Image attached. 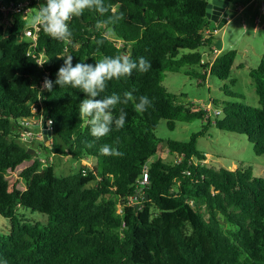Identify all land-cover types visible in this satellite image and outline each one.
Listing matches in <instances>:
<instances>
[{"label":"trees","instance_id":"1","mask_svg":"<svg viewBox=\"0 0 264 264\" xmlns=\"http://www.w3.org/2000/svg\"><path fill=\"white\" fill-rule=\"evenodd\" d=\"M208 1L103 0L105 12L85 10L70 21L68 40H55L40 27L33 50L19 41L26 20L15 15L5 27L0 8V216L10 224L0 233V259L7 264H264V179L248 168L206 163V154L197 149L206 129L187 141L165 143L177 161L158 156L160 120L170 130L176 123L204 120L220 131L245 135L254 153L264 155V55L249 72L256 107L213 101L220 115L212 119L206 109L181 103L163 86L167 72L186 66L204 69L202 81L209 74L235 85V50L201 63L203 53L213 51L214 35H205L211 24ZM41 52L45 62L39 66ZM116 55L143 57L151 67L108 82L98 98L119 94L127 102L118 103L113 115L123 109L127 119L103 138L93 137L79 116L84 98L79 89L54 85L51 92H38L46 75L55 81L68 56L75 65ZM224 88L227 97L242 99ZM143 95L151 105L139 112L135 105ZM34 116L52 121L46 150L91 166L60 177L53 166L33 159L27 153L32 147L18 141L17 122ZM105 144L122 155L103 154ZM144 168L148 183L141 187ZM19 209L46 222L32 224Z\"/></svg>","mask_w":264,"mask_h":264},{"label":"rangeland","instance_id":"2","mask_svg":"<svg viewBox=\"0 0 264 264\" xmlns=\"http://www.w3.org/2000/svg\"><path fill=\"white\" fill-rule=\"evenodd\" d=\"M258 14L259 12H254V15L250 17L245 31L242 30L244 28L242 26L243 23L238 22V20L233 24L230 23L225 28L211 29L215 32L216 45H219L217 41L221 38L218 35L219 32L221 31L223 34L222 38L226 46L222 52L236 51L235 64L231 71V78L236 79L234 86L230 84L229 80L220 81L209 74L206 76V80L202 81L200 77L205 73L204 69L201 70L196 66L191 68L186 66L177 73L167 72L163 81L164 88L169 93L175 94L181 103H192L195 106L203 107L208 111L212 119L215 109L210 102L213 101L219 105L222 101H232L240 102L247 106H258V99L249 76L250 70L259 64L264 55V14L259 15L260 29L254 31L255 19ZM31 21L30 17L26 20L27 24H31ZM189 72L194 74H188ZM225 86L228 91L242 96V99L227 97L224 93ZM203 130V136L197 139V149L206 154V163L215 168L226 167L230 170L248 168L253 172L254 176L264 179V155L258 156L254 153L253 145L247 140L245 135L220 131L214 126H207L204 120H196L191 123H176L172 130L168 129L166 120H160L155 134L162 140L163 146L158 156L169 163L177 161L179 159L177 156L168 154L165 143L168 140L187 141L193 133ZM50 145L51 139L47 141L36 139L32 144H25L24 146L32 147L35 150L33 159L38 158L42 166H53L55 174L60 177L76 173L83 165L91 166L92 162L88 160L77 163L69 158L54 155L49 150ZM44 147L49 149L46 150ZM156 158L155 156L153 160ZM29 164L22 165L15 173H20ZM18 212L21 218L30 221L32 224L35 222H46V218L36 212L21 209ZM9 229V221L0 216V233L7 232Z\"/></svg>","mask_w":264,"mask_h":264},{"label":"clouds","instance_id":"3","mask_svg":"<svg viewBox=\"0 0 264 264\" xmlns=\"http://www.w3.org/2000/svg\"><path fill=\"white\" fill-rule=\"evenodd\" d=\"M103 0H45L38 10L32 16L33 26L43 29L51 38L55 40H68L72 36L70 30V21L74 17L81 16L85 10L95 8L99 12H105L102 6ZM73 57L68 56L64 59L59 68L55 81L45 79L43 89L51 92L54 85L59 88L70 86L73 89H79L84 94V98L79 103V116L90 126V133L93 137L99 139L111 133L113 126L123 128L127 119V113L121 109L118 117H114L113 112L121 97L117 93L106 95L103 98L101 94L105 92L107 84L113 79L131 76L134 70L148 71L151 67L150 61L143 57L139 60H133L127 55H116L104 57L94 64L76 63L73 65ZM131 93H125V97L131 98ZM135 109L144 112L151 105L150 99L146 96H140ZM52 121H49L51 124ZM105 155H122L118 150L105 144L102 149ZM0 264H7L0 259Z\"/></svg>","mask_w":264,"mask_h":264},{"label":"built area","instance_id":"4","mask_svg":"<svg viewBox=\"0 0 264 264\" xmlns=\"http://www.w3.org/2000/svg\"><path fill=\"white\" fill-rule=\"evenodd\" d=\"M45 0H14L10 1L8 4H1L0 1V8L1 12L3 14V25L5 27L9 26L13 21V17L15 15L22 16L23 19L27 20L28 17L31 18L35 13L36 10L40 8V6L44 3ZM262 8L264 11V0H262ZM40 31V27L33 26L32 22L31 24H27L24 29H22L20 35H19V41L20 42H27L29 44V49L33 50L37 46V38H38V32ZM216 31V30H215ZM215 32L212 30H207L205 35L213 34ZM217 55V51L213 49L210 55L203 53V59L201 60V63H205L208 59H214ZM37 62L39 66H42L45 62V56L44 53L38 54ZM48 75L45 76L43 81L38 86V92L39 94L44 91L43 89V82L47 78ZM48 79V78H47ZM35 112V110L33 111ZM214 115H220V110L215 109ZM47 123V127L51 129V124H49V121H43L42 117H28V118H22L17 122L18 129H19V136L18 141L23 144H31L36 139H43V123ZM148 183V173L147 168H144L143 170V177L142 180L139 182V184L142 186L146 185ZM142 188L139 189L141 191Z\"/></svg>","mask_w":264,"mask_h":264},{"label":"crops","instance_id":"5","mask_svg":"<svg viewBox=\"0 0 264 264\" xmlns=\"http://www.w3.org/2000/svg\"><path fill=\"white\" fill-rule=\"evenodd\" d=\"M225 1L229 3L226 11L231 13L233 16L232 18L227 19L226 23L223 25V28H225L230 23L233 24L234 22H236V20H238V22L243 23L242 26H244V28H242V30L245 31L247 28L246 24L249 21L250 17L254 15V12L255 13L259 12V14L256 15L254 31H257L260 29L259 15L264 14V11L262 8V0H225ZM215 28H217L216 25L211 22L209 29L211 30ZM218 35L221 36L219 41H217L219 45L215 44V36H214V42H213V49L217 51L216 56L222 53L223 48H225L226 46L222 38L223 34L221 33V31L219 32Z\"/></svg>","mask_w":264,"mask_h":264},{"label":"water","instance_id":"6","mask_svg":"<svg viewBox=\"0 0 264 264\" xmlns=\"http://www.w3.org/2000/svg\"><path fill=\"white\" fill-rule=\"evenodd\" d=\"M228 2L225 0H209L206 6V17L212 23L216 25L218 29L222 28L223 25L226 23L227 19L232 18V14L229 13L227 10ZM43 140L47 141L52 136V128L49 129L47 127V123H43ZM27 153L29 155L34 154L33 149H28Z\"/></svg>","mask_w":264,"mask_h":264}]
</instances>
